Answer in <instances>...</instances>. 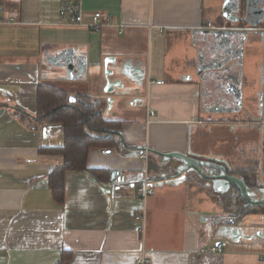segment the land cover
<instances>
[{
  "label": "crops",
  "instance_id": "crops-1",
  "mask_svg": "<svg viewBox=\"0 0 264 264\" xmlns=\"http://www.w3.org/2000/svg\"><path fill=\"white\" fill-rule=\"evenodd\" d=\"M59 1L0 0V264H135L142 248L149 264H264V208H253L236 223L250 238L215 235L216 218H227L231 210L225 181L181 179L153 187L144 202L141 236L135 220L143 204L141 183L110 192L108 181L67 171L63 200L57 201L48 176L63 155L39 149L63 146V125L28 129L12 115L14 106L35 114L38 86H51L68 98L97 100L103 117L120 124L127 146L89 148V168L108 175L121 170L131 179L146 168L148 181L159 183L154 154L127 155L143 146L214 155L232 170L242 169L249 157L241 149L243 109L231 114L237 88L232 81L238 80L248 104L259 87L264 51L253 56L263 41L243 32L235 0H82L86 20L97 14L121 25L99 32L60 25ZM208 22L222 31L236 27L244 53L226 58L220 47L225 42L205 27ZM107 57L115 59L109 69L122 64L125 72L110 76L121 79L114 92L125 93L111 95V106L103 91ZM138 74L142 85L129 83Z\"/></svg>",
  "mask_w": 264,
  "mask_h": 264
},
{
  "label": "water",
  "instance_id": "water-1",
  "mask_svg": "<svg viewBox=\"0 0 264 264\" xmlns=\"http://www.w3.org/2000/svg\"><path fill=\"white\" fill-rule=\"evenodd\" d=\"M237 2V0H235ZM224 16L226 13L224 12ZM223 29H215V34L218 38L225 37L229 31H222ZM115 60L114 58L107 57L105 58V85L103 87V91L107 94L106 101L108 105L111 106L114 99L111 95L116 97H123L125 93H115L114 88H121V79H110L112 75H120L125 74L123 71L124 65L116 64L111 69H109V62ZM124 64V63H123ZM108 67V69H106ZM126 68V67H125ZM121 74V75H122ZM216 74V72L211 73ZM215 76V75H214ZM142 74H138V76H130V82L134 83L137 86L141 85ZM77 100L76 96H69L68 102L73 103ZM115 132V131H114ZM118 136V140H116L117 145L120 148L126 147L127 144L123 139L122 133L120 131H116ZM103 152L110 153L111 149H105ZM143 152H147L148 154H154L157 158V165L159 167V171L161 172V176L163 180L158 182L149 183L151 187H156L162 184H170L177 183L181 179H186L187 174L195 173L197 175H201L205 179H209L213 181L214 185L217 181H225V186L229 188V185L233 186L232 189L227 190L231 194V197L234 200L242 199L243 203L239 205L241 209H253L254 207L264 206V172L251 174L250 176V184L246 183L244 177L237 176V174L233 173V170L229 163L224 162L221 164V160L214 155L208 154H195L190 150L186 152L180 151H169L163 152L154 148L136 146L131 150H128L127 155H140ZM108 191L118 190L120 187H129L132 188L134 183H143L142 175L134 177L131 179L127 176L126 173L121 170H112L109 173L108 179ZM223 191V187H220ZM236 218L230 219H221L217 218L215 223L217 224V228L215 231V235L217 236H225L233 241H236L238 238H250V236L245 235L241 229H244L241 225H237L235 222ZM224 222V223H222ZM221 242H217L216 245H220Z\"/></svg>",
  "mask_w": 264,
  "mask_h": 264
},
{
  "label": "trees",
  "instance_id": "trees-1",
  "mask_svg": "<svg viewBox=\"0 0 264 264\" xmlns=\"http://www.w3.org/2000/svg\"><path fill=\"white\" fill-rule=\"evenodd\" d=\"M98 101H92L88 96L80 97L73 103H68L65 94L51 86L39 85L37 89V111L30 114L14 106L12 115L28 129H36L42 124L61 123L64 128V144L61 147H41V153L62 154L63 159L48 176L49 186L57 201L63 200V179L67 171L83 172L100 183L108 181L105 169L89 168L86 157L91 147H113L116 140L111 135L113 130L120 131V124L115 120L103 117ZM127 187H120L122 192ZM142 186L138 189L140 196ZM115 191V190H114ZM247 213L243 212L241 217ZM58 264H62L59 261Z\"/></svg>",
  "mask_w": 264,
  "mask_h": 264
},
{
  "label": "flooded vegetation",
  "instance_id": "flooded-vegetation-1",
  "mask_svg": "<svg viewBox=\"0 0 264 264\" xmlns=\"http://www.w3.org/2000/svg\"><path fill=\"white\" fill-rule=\"evenodd\" d=\"M233 11L239 15V22L245 24V29L243 32L250 33L249 35H258L260 40H262L263 45L260 47L262 52L264 51V0H237L234 4ZM231 19L237 18V16L230 15ZM232 28V29H231ZM229 33L225 37L220 38L219 43L225 42L224 46L221 44L222 53L226 58H237L239 52L241 55L244 53V47L240 45L241 41L244 42L243 37L239 42L238 39V30L236 27H231ZM228 29V30H229ZM255 32H257L255 34ZM263 32V34H262ZM228 37V38H227ZM261 46V45H260ZM220 51V49H219ZM261 71L259 77V87L254 90L251 94L248 104L243 103V92L241 88L237 85L238 80L233 79L232 83L237 86L233 89V106L232 109L235 110L232 115H236L238 110H242L241 125L243 128L242 136L244 144L242 146V152L249 157V161L246 166L242 169L233 170L234 174L237 176L244 177L246 183L250 184L251 174L264 172V61L261 64ZM231 84L230 82L228 83ZM142 85V81H141ZM228 89V87L224 88ZM240 103V106L239 104ZM235 120V122H237ZM259 157V163H255L254 157ZM186 181L190 184H200V185H209V181L203 178L201 175L195 173L187 174ZM229 185V189H232ZM228 199L231 204L230 213H228L227 218H236L235 222L237 223L241 218L243 212H250L253 209H241L239 205L243 203L242 199L234 200V198L228 196ZM257 208V207H254ZM264 208V207H260ZM259 207L257 209H260ZM261 210V209H260ZM264 212V210L260 211ZM251 214V213H247ZM246 215V214H245ZM217 219V218H216ZM224 219V220H225Z\"/></svg>",
  "mask_w": 264,
  "mask_h": 264
},
{
  "label": "built area",
  "instance_id": "built-area-1",
  "mask_svg": "<svg viewBox=\"0 0 264 264\" xmlns=\"http://www.w3.org/2000/svg\"><path fill=\"white\" fill-rule=\"evenodd\" d=\"M4 23V22H1ZM58 23L65 27H84L93 32H99L104 27H120L121 25L114 23L109 18L102 19L97 14H92L89 19H85L83 2L82 0H60L58 6ZM150 27H154V25L150 24ZM206 28L209 29H223L221 26H217L212 23H207L205 25ZM153 82V81H150ZM157 84L162 83L161 80L154 81ZM147 114L152 115L151 111H147ZM146 157V155H143ZM143 183L140 192V198L142 201V206L135 215V220L138 224V232L142 236L145 231V207L144 202L146 197L153 193V187L149 185L148 176H146V168L143 169L142 173ZM216 248L213 247L212 250ZM150 259L144 248L141 249L139 255L135 259V264H149Z\"/></svg>",
  "mask_w": 264,
  "mask_h": 264
},
{
  "label": "rangeland",
  "instance_id": "rangeland-1",
  "mask_svg": "<svg viewBox=\"0 0 264 264\" xmlns=\"http://www.w3.org/2000/svg\"><path fill=\"white\" fill-rule=\"evenodd\" d=\"M224 2H225V0H224ZM257 32H255V34H256ZM250 34V33H249ZM262 34H263V32H262ZM261 45V47H262V45H263V43H261L260 44ZM255 52H257L256 54H254L253 53V56H258V57H260V56H262V50H260V48L258 49V47H257V49H256V51ZM251 54V53H250ZM249 54V55H250ZM128 116H130V115H128ZM220 119L219 120H223V121H225V118H223L222 116H220L219 117ZM146 123V122H145ZM147 124V123H146ZM244 222H247V220H245Z\"/></svg>",
  "mask_w": 264,
  "mask_h": 264
}]
</instances>
